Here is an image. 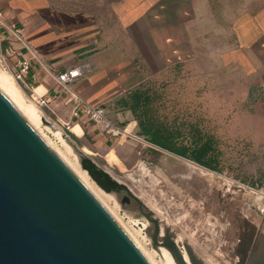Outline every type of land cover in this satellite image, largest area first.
Segmentation results:
<instances>
[{"label": "crops", "instance_id": "crops-1", "mask_svg": "<svg viewBox=\"0 0 264 264\" xmlns=\"http://www.w3.org/2000/svg\"><path fill=\"white\" fill-rule=\"evenodd\" d=\"M0 50L11 65L29 60L34 96L46 94L56 119L99 143L113 135L74 115L76 97L103 105L121 138L151 143L154 129L139 131L137 94L185 70L204 75L226 90L210 97L222 104L195 110L209 119L200 130L247 140L260 184L245 188L264 199V0H0ZM76 67L83 74L67 89L58 75ZM161 118L170 133V117ZM256 223L264 235V217Z\"/></svg>", "mask_w": 264, "mask_h": 264}, {"label": "rangeland", "instance_id": "rangeland-1", "mask_svg": "<svg viewBox=\"0 0 264 264\" xmlns=\"http://www.w3.org/2000/svg\"><path fill=\"white\" fill-rule=\"evenodd\" d=\"M11 64L8 56L0 50L1 73L12 78L19 86L24 101L51 122L45 123L44 118L43 121L40 118V132L53 147L54 142L60 148L67 146L71 150V159L77 160L78 168L88 174L107 204L121 222L138 236L158 264H164L163 252L167 248L155 246L151 234L153 226L140 211L138 203H126L123 193L106 191L101 187L83 169L82 156L91 158L126 183L155 212L161 220L162 229H170L180 246L188 244L206 264H238L234 252L238 239L236 216L239 213L246 215L255 223H261L264 217L259 211L264 206V199L245 188L250 186L255 191L259 190V180L254 176L260 161L241 134L233 138L232 135L215 134L206 128L200 130L199 124L208 126L209 119L198 117L195 112L222 104L211 101L210 97L219 93L216 89L225 91V87H210L204 75L185 70L180 73V78H175L174 84L164 79L147 87L153 90L152 93H147L146 103L135 110L140 123L139 131L151 127L154 133L147 134L150 140L161 144L173 142L182 148L184 156L192 160L209 159L211 165L207 168L212 170L209 171L177 156L152 151L149 143L130 137L121 138V133L103 143L78 137L69 125L56 119L45 107L37 105L31 97L32 89L16 79ZM237 105L241 107L240 102ZM165 115L170 117V133L162 128L161 117ZM56 132H60L64 143L55 135ZM181 249L185 252L183 247Z\"/></svg>", "mask_w": 264, "mask_h": 264}, {"label": "water", "instance_id": "water-1", "mask_svg": "<svg viewBox=\"0 0 264 264\" xmlns=\"http://www.w3.org/2000/svg\"><path fill=\"white\" fill-rule=\"evenodd\" d=\"M81 165L106 191L126 192L140 201L126 183L91 158L82 156ZM144 214L155 223L152 235L155 246H166L177 264H206L185 243L186 258L168 230L166 241H159L158 220L151 213ZM243 225L246 231L241 232L235 247L238 264H264V235L247 216ZM257 232L259 244L254 249ZM0 264H152L1 89Z\"/></svg>", "mask_w": 264, "mask_h": 264}, {"label": "bare ground", "instance_id": "bare-ground-1", "mask_svg": "<svg viewBox=\"0 0 264 264\" xmlns=\"http://www.w3.org/2000/svg\"><path fill=\"white\" fill-rule=\"evenodd\" d=\"M0 89L5 93L9 99L14 103V105L19 109V111L24 115V117L33 125V127L43 136V138L51 145L46 136L42 134L39 128V124L41 123V119L43 121V117L41 113H38V110L33 107L32 105L26 103L23 99V96L21 94V90L19 86L16 84V82L12 78H8L5 75H3L0 71ZM41 118V119H40ZM55 135H57L61 141L64 143V139L62 138L60 132H56ZM53 144L55 147L53 149L59 154V156L67 163V165L71 168V170L82 180V182L90 189V191L101 201V203L109 210V212L114 216V218L117 220V222L121 225V227L125 230V232L129 235V237L134 241V243L139 247V249L143 252V254L147 257V259L152 264H158L153 257V255L143 247V244L141 240L138 238V236L129 228L125 226L120 220V218L115 214L114 210L107 204V202L104 200L101 193L95 188V186L92 184V182L89 180V176L85 171H82L78 168L77 160H73L70 157L69 148L66 146L65 148H60L57 146L54 142ZM84 169V168H83ZM89 173V172H88ZM218 175L217 173H215ZM90 175V174H89ZM236 182V181H235ZM248 187V186H246ZM161 245V244H160ZM164 246V245H162ZM166 247V246H165ZM167 248V247H166ZM168 249V248H167ZM167 249L164 250V264H177L173 254ZM186 258L187 253L184 252Z\"/></svg>", "mask_w": 264, "mask_h": 264}, {"label": "built area", "instance_id": "built-area-1", "mask_svg": "<svg viewBox=\"0 0 264 264\" xmlns=\"http://www.w3.org/2000/svg\"><path fill=\"white\" fill-rule=\"evenodd\" d=\"M30 67L31 65L29 60L23 59L19 56H17L16 64L12 65L16 79L28 88L30 87L32 89L31 97H33L37 105L40 107H48L51 102V98H49L46 94L34 96L35 91L30 82L27 80ZM82 74V70L79 67H76L61 72L58 75V79L67 89H70V84ZM81 110L83 115H85L88 120L100 125L107 133L117 135L121 132V130L107 117V111L103 105H93L76 97V103L73 109L74 115L78 116Z\"/></svg>", "mask_w": 264, "mask_h": 264}, {"label": "flooded vegetation", "instance_id": "flooded-vegetation-1", "mask_svg": "<svg viewBox=\"0 0 264 264\" xmlns=\"http://www.w3.org/2000/svg\"><path fill=\"white\" fill-rule=\"evenodd\" d=\"M151 143H153V144H155V145H157V146H160L161 148H163V149H165V150H167V151H169V152H172V153H174V154H176V155H179V156H183V157H185V158H187L186 156H184V154L182 153V148L179 146V145H176L175 143H173V142H167V141H165L164 142V144H161V143H156V142H153V141H151ZM152 148V151L153 150H156V151H158V152H161V153H166V154H168V155H171L170 153H167L166 151H163L162 149H159V148H157V147H154V146H152L151 147ZM172 156V155H171ZM175 155H173V157H174ZM176 157V156H175ZM187 159H189V158H187ZM189 160H191V161H193V162H195V163H197V164H200V165H202V166H205L206 168H207V166H210L211 165V163L209 162V159H203V160H201V159H199V160H196V159H194V160H192V159H189ZM195 165V164H194ZM209 169V168H208ZM211 170V169H210ZM244 186H245V184H244ZM131 189V188H130ZM132 191V190H131ZM133 192V191H132ZM133 194L135 195V196H137V194H135L134 192H133ZM138 197V199L141 201V199L139 198V196H137ZM123 201L124 202H126V203H131V202H133V201H135L136 203H138V207H139V209H140V211L142 212V214L145 216V214H144V212H148V213H151V217H153V218H155V219H157L158 220V223H159V225H160V227H161V220L159 219V218H157L156 216H155V212L152 210V209H150L149 207H148V205H146L145 203H142V201H141V203H140V201H138L136 198H134L133 196H131V195H129V194H127L126 192H124L123 193ZM246 215H240V213L236 216L237 217V220H238V239H237V245H238V243H239V241H240V237H241V232H244V231H246V228H245V226L243 225V219H244V217H245ZM146 217V216H145ZM147 218V217H146ZM148 220V219H147ZM149 221V220H148ZM149 224H151L153 227H152V235H153V233H154V231H155V223L154 222H152V221H149ZM161 229H162V227H161ZM162 230H164L163 231V233H161L160 234V237H158V239H159V241H166V239H167V230H168V232H169V234H170V236H171V238H173V239H175V236H174V234L173 233H171L170 232V229L169 228H164V229H162ZM259 232H257V234H256V238H255V244H254V249H257V247H258V244H259ZM179 244V243H178ZM236 245V246H237ZM180 246V245H179ZM158 247H159V245H158ZM181 248L183 247L184 248V245L183 246H180ZM234 252H235V249H234ZM237 262H239V258H238V261Z\"/></svg>", "mask_w": 264, "mask_h": 264}, {"label": "trees", "instance_id": "trees-1", "mask_svg": "<svg viewBox=\"0 0 264 264\" xmlns=\"http://www.w3.org/2000/svg\"><path fill=\"white\" fill-rule=\"evenodd\" d=\"M136 99H137V101H136V108L139 105L145 104L146 103V101H145L146 100V92L138 93ZM147 102H148V99H147ZM151 141L156 142L153 139ZM156 143H158V142H156Z\"/></svg>", "mask_w": 264, "mask_h": 264}]
</instances>
